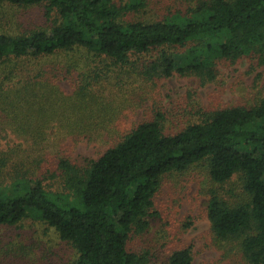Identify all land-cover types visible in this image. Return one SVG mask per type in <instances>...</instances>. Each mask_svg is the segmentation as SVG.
Masks as SVG:
<instances>
[{
    "label": "trees",
    "instance_id": "trees-1",
    "mask_svg": "<svg viewBox=\"0 0 264 264\" xmlns=\"http://www.w3.org/2000/svg\"><path fill=\"white\" fill-rule=\"evenodd\" d=\"M36 4L44 5L49 26L0 31V111L10 124L21 115L33 120V130L14 125L33 146L47 141L46 125L53 117L60 126L57 138L88 136L91 130V135L102 136L101 129L108 140L118 134L109 130L110 119L103 125L105 96L92 92L102 72L98 65L81 73L73 95L67 96L54 84L57 68L49 79L45 68H20V61L34 64L83 50L107 68L154 52L141 65L147 78L177 73L193 75L201 84L215 78L219 60L254 55L264 64V0H196L183 15L152 21L125 17L143 9L146 0H0V8ZM65 69L69 71L68 65ZM202 116L166 134L156 113L95 159L83 157L77 164L57 156L53 173L42 169L44 159L18 163L11 152L0 149V228L27 218L42 221L74 248L69 264H153L147 251H133L129 243L149 226L161 177L205 161L209 181L216 186L206 205L212 235L216 241H235L244 264H264V95L253 106L234 105ZM234 176L241 192H221ZM57 178L62 192L50 189ZM13 250L0 247V255ZM167 264H192L190 247L173 250Z\"/></svg>",
    "mask_w": 264,
    "mask_h": 264
},
{
    "label": "rangeland",
    "instance_id": "rangeland-1",
    "mask_svg": "<svg viewBox=\"0 0 264 264\" xmlns=\"http://www.w3.org/2000/svg\"><path fill=\"white\" fill-rule=\"evenodd\" d=\"M115 1L122 3L125 0ZM195 1L146 0L143 9L125 17L127 20H163L175 14L183 15L188 5H193ZM49 25L50 18L46 16L42 4L26 7L4 5L0 8V31L20 33ZM85 53L77 50L74 55L71 52L64 57H60L62 53H57L39 59L34 64L20 61V68L22 65H25L24 69L43 67L46 69L45 77L49 79L53 77L52 69L57 68L59 72L55 73L54 84L69 96L73 95L76 84L82 79L80 74L98 65L96 70L102 72L99 82L93 84L92 92L105 96L103 102L107 109L103 113V125L107 126L105 120L110 119L108 128L118 137L138 124L152 120L156 113L161 114L163 132L168 134L200 121L204 112L234 105L253 106L264 95V64H259L254 55L243 56L235 61H217L215 78L201 84L193 75L177 73L167 77L147 78L142 73L141 65L150 61L154 52L133 55L130 63L123 66L112 64L107 68L102 67L103 64L98 61L88 59ZM72 56L71 61L65 62L66 57ZM65 65H68L69 71ZM22 74H26L24 70ZM52 119L46 125L49 133L47 141L33 146L16 132L20 127L14 126L26 125L28 130H33V120H27L21 115L18 123L10 124L0 111V149L11 152L13 160L18 163H27V159L33 158L44 159L47 162L42 169L49 168L48 172L53 173L57 156H68L71 161L79 164L84 161L83 157L97 158L118 138L108 140L105 129L100 130L102 136L91 135V130L88 136L68 135L57 138L59 122L57 117ZM231 181L220 189L221 192L225 189H233L234 193L241 192L235 176ZM49 186L51 191H63L60 178L50 182ZM211 188L216 186L209 181L205 161L197 162L182 172L164 174L153 197V206L148 216L149 226L145 232L131 239L129 248L133 251H147L153 264H167L169 254L185 246L190 247L192 264H244L235 241H216L212 235L206 216ZM0 239V247L14 249L12 253L2 251L0 255V260L7 264H69L75 257L72 245L61 240L53 228L31 218L16 225L1 227Z\"/></svg>",
    "mask_w": 264,
    "mask_h": 264
}]
</instances>
